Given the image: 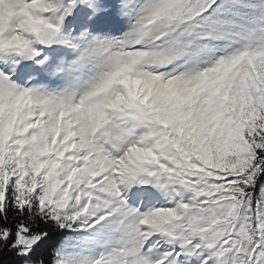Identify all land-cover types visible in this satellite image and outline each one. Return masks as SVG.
I'll return each instance as SVG.
<instances>
[{"label":"snow or ice","instance_id":"snow-or-ice-1","mask_svg":"<svg viewBox=\"0 0 264 264\" xmlns=\"http://www.w3.org/2000/svg\"><path fill=\"white\" fill-rule=\"evenodd\" d=\"M0 264H264V0H0Z\"/></svg>","mask_w":264,"mask_h":264}]
</instances>
